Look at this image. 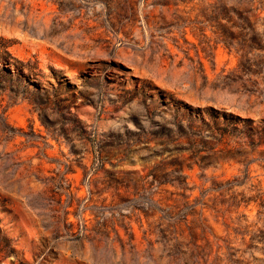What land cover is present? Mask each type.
Listing matches in <instances>:
<instances>
[{
    "label": "rangeland",
    "instance_id": "1",
    "mask_svg": "<svg viewBox=\"0 0 264 264\" xmlns=\"http://www.w3.org/2000/svg\"><path fill=\"white\" fill-rule=\"evenodd\" d=\"M213 2L0 0V264H264V12Z\"/></svg>",
    "mask_w": 264,
    "mask_h": 264
},
{
    "label": "trees",
    "instance_id": "2",
    "mask_svg": "<svg viewBox=\"0 0 264 264\" xmlns=\"http://www.w3.org/2000/svg\"><path fill=\"white\" fill-rule=\"evenodd\" d=\"M232 5H227L225 0H214L212 5L215 8H220L223 14H229L230 12H235L237 16L244 21L252 31L255 29L256 21L249 15H256V13L264 12V0H233ZM236 25L238 26V21H236ZM255 35V34H254ZM254 44L262 47L263 38H259L258 36L253 37ZM235 119H239L237 116H233Z\"/></svg>",
    "mask_w": 264,
    "mask_h": 264
}]
</instances>
